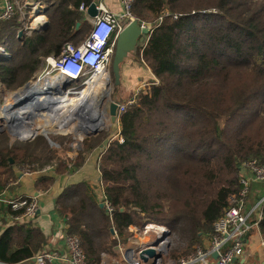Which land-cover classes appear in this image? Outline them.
Returning a JSON list of instances; mask_svg holds the SVG:
<instances>
[{"label":"trees","instance_id":"16d2710c","mask_svg":"<svg viewBox=\"0 0 264 264\" xmlns=\"http://www.w3.org/2000/svg\"><path fill=\"white\" fill-rule=\"evenodd\" d=\"M46 1V28H28L27 13L0 21V45L9 52H0V97L24 88L67 42L79 44L89 34L80 6L95 0ZM131 13L151 27L135 53L155 78L126 99L132 103L119 119L123 141L111 138L101 153L105 198L82 182L56 199L66 234L79 238L88 264H104V254L119 256L117 246L133 236L130 228L142 230L149 222L177 234L186 256L196 253L239 192L240 163L264 161V0H136ZM107 138L86 135L83 150L71 158L59 156L45 135L23 144L0 136V193L18 178L17 165L55 161L57 173H72ZM54 179L40 175L36 189L48 190ZM263 195L264 183L253 184L250 203ZM104 200L112 212L101 206ZM4 212L18 216L23 210L0 203ZM2 222L0 261L30 259L47 243L30 222ZM257 227L264 234V207Z\"/></svg>","mask_w":264,"mask_h":264},{"label":"built area","instance_id":"2783aa9c","mask_svg":"<svg viewBox=\"0 0 264 264\" xmlns=\"http://www.w3.org/2000/svg\"><path fill=\"white\" fill-rule=\"evenodd\" d=\"M123 6V13L115 15L106 9L103 4H98L99 14L90 18L91 28L79 44L67 42L59 55H52L47 60L51 62V69L48 77L58 85L65 86L68 94H78L82 89L87 88L97 77L108 74L110 77V61L115 51L118 34L125 27L124 21L133 20L132 6L136 0H119ZM89 6V5H88ZM88 6L82 4L80 10L87 13ZM44 7V9H43ZM28 8V10H26ZM45 5L40 0H0V21L8 20L18 13L33 16L28 28H33L47 21L44 14ZM41 18V21L38 20ZM143 26H148L142 22ZM0 52L9 56L5 46L0 45ZM82 80V88H71V81ZM132 101H120L118 113L121 115ZM120 141L123 138L120 136ZM73 153L77 154L81 149V143L73 144ZM50 168V167H49ZM239 185L237 194L230 198V204L226 207L215 222V233L210 237L203 247H198L196 253L183 257L177 264H240L246 258V243L248 233L252 228L258 226V222L263 218L264 195L255 202L250 203V193L253 184L264 183V161L257 158H249L240 163ZM5 194V195H4ZM0 203L11 206L13 210H23L21 215L14 216L16 222L32 221L40 208L36 197H7L6 191L0 194ZM107 210L112 212L111 204L104 200ZM253 217L255 221H253ZM145 234L152 233L155 240L162 238L156 246V250L163 253L169 244L168 227L150 223L145 225ZM169 233V235H166ZM64 245L55 250L43 249L30 259L18 263H8L0 261V264H88L86 254L82 248L79 238L75 235L66 234ZM152 241V243H153ZM261 244L264 246V237ZM147 246V245H146ZM144 248V247H143ZM142 247H135L126 252L120 253L123 260L128 264H159L161 259L149 258L147 262L139 257ZM217 253L215 256L214 254ZM130 257V258H129ZM106 255L104 254V259ZM114 264H124L117 260Z\"/></svg>","mask_w":264,"mask_h":264},{"label":"crops","instance_id":"0c3cea01","mask_svg":"<svg viewBox=\"0 0 264 264\" xmlns=\"http://www.w3.org/2000/svg\"><path fill=\"white\" fill-rule=\"evenodd\" d=\"M40 1L45 5V9L48 8V2L46 0ZM95 2H97V5L103 4L106 9H108V11L112 14L121 15L123 13V6L119 0H95ZM84 17L88 21H90L89 19L92 18L88 13H84ZM148 26L150 27L149 24ZM150 32L148 34L141 33L134 49L127 55L130 64L128 65V68L124 70V73L127 74L128 77L126 80L123 81L124 97L119 98L120 101L133 97L135 93L141 88V86L143 87L148 80L155 78L153 72L146 64L143 63V66L137 65L139 63L142 64V62L140 61V58H138V56H135V58L137 59V61H135L133 54L138 46H144L147 43L150 36ZM135 79H137L138 85L135 84ZM108 138L105 139L102 143L105 144V147L110 141V138ZM103 149L104 147H101L100 145L95 150H93V152L87 156L84 164L72 173H57L54 167L52 168L53 171L49 173L45 172L46 169H41L32 174L30 173L28 176L23 175L21 178L18 177L16 181V184L20 185L18 186V190L7 191L6 189H4L0 193L2 194L4 191H6V196L11 198L36 197L40 204V208L36 217L32 221H30V223L36 227H39L45 234L47 238V243L43 247V249L46 248L50 250H55L57 248H61L64 245L63 237L66 235L67 223L64 218L59 216L58 213L55 211V206L57 197L64 191L66 187L86 182L93 188L98 198H102H100L99 200H103L104 190L101 182V173L99 169V161ZM77 155L78 153H68V156L71 158H76ZM42 174L55 178L54 183L50 186L48 190L45 191L36 189V182ZM99 194L102 196H100ZM4 206L8 207L5 204ZM14 216L16 215H7L6 212L1 213L0 221H5V225H13L16 223V219ZM19 221L20 223H23L21 220ZM134 228L135 227H131L130 230L136 231V229ZM136 237L137 236L135 235L134 238ZM263 237L264 234L261 233L259 227H256V229H254L251 234L248 235L247 243L245 246L246 258L242 262H239L240 264H264V246L261 244ZM141 244L142 242H140V245ZM254 244H256V250H251L250 248H252ZM130 249L131 248H129L128 250ZM29 264L36 263L29 262Z\"/></svg>","mask_w":264,"mask_h":264},{"label":"rangeland","instance_id":"374dc122","mask_svg":"<svg viewBox=\"0 0 264 264\" xmlns=\"http://www.w3.org/2000/svg\"><path fill=\"white\" fill-rule=\"evenodd\" d=\"M206 11L207 12H210V11L215 12V10H213V9H210V10L207 9ZM27 17L29 19H31V21H32L33 16H31V17L27 16ZM31 21H30V23H31ZM130 22H131V20L124 21L125 26H127ZM133 54H134L135 61H137V59L135 58V56H137L136 53L134 52ZM115 56H116V48H115V51L112 55L110 65H109L110 81L105 86V88L101 87L98 90L99 102H98V100H95L93 103V104L99 103L100 104V110L104 112L106 120H105V124L102 125L100 128H101V132L107 133L110 139L114 138V137L115 138L119 137L120 123L118 124V123H112L111 122V120L109 118V114L107 112L108 109L106 110V107H107L110 100H113V99L119 100V98L124 97L123 96L124 95L123 81L126 80L128 77V75L124 73V70L127 69L128 65L130 64L128 57L125 56L123 58V60H121L119 63V70H117V69L115 70L114 65H113ZM133 65H135V64H133ZM137 65L143 66V64H140V63ZM51 66H52L51 62H48V64H46L44 66V68L42 69V71L37 75V77L34 80H31L29 83H27L24 86V88L29 86L30 83L31 84L37 83L39 80H40L39 83H43L45 78H47L49 75V71L51 69ZM118 79L120 80V83L117 82ZM135 81H134L135 84L138 85L137 79H135ZM81 84H82V80H76V81L73 80L70 82L69 86L71 88L77 87L78 89H81L83 87ZM24 88H22L16 92H3L1 97H0V109L3 107L4 104H6L7 101L12 99L18 93H21L22 90H24ZM107 89H109V90H107ZM59 91L61 93L68 94L66 89H65V86L60 88ZM131 92H132V90H131ZM61 93L57 92V95H60ZM70 95H77V94L70 93ZM125 101H126V99L124 100V102ZM31 121H32L31 124L33 125V124L37 123L38 118H33ZM0 122H1V125L3 126V130L2 129H1L2 131L0 130V136H8V138H10L11 143L17 142L19 144H23L25 142H28V141L35 139L39 135H45L46 137H48V139L50 141V145L57 150V154L59 156H68V153L71 154L74 150L73 144H76L78 142L81 143V149L79 150V152H81L83 150L82 147H84L83 142H84V137L86 136V134H84L81 127H79V128L77 127L78 125L76 126L75 130L71 129L70 125L61 126L58 123L45 124L39 128H37L39 125H37V126L33 125V127H29V128L19 126L17 128L12 127V132H10L6 129L5 121H3L1 119ZM24 134H26V135H24ZM27 135H30L32 138L30 136H27ZM28 137H30V138H28ZM66 140H67V143H66ZM68 140H70V142H68ZM11 159L13 160V162L15 161V159L13 157H11ZM53 163H55V161L50 162L48 165H46L44 167L37 162H35L33 164L17 165L15 167V172L19 178H21L23 175L28 176L30 173L32 174V173L37 172L38 170H41V169H44V170L46 169L45 172L49 173V172L53 171L52 168L56 164V163L55 164H53ZM4 176L5 175L1 176L2 179L4 178ZM16 181H17V178H15V180L13 178H10L5 184V186H6L5 189L7 191L18 190V186H20V185L16 184ZM100 196H102V195H100ZM103 197L105 198V194L103 195ZM150 223L156 224L154 222H149L148 224H150ZM1 224L3 225L4 222L0 221V225ZM148 224H146V225H148ZM159 225H161V224H159ZM134 229H136V231H133V236L131 237L130 241L126 245L119 246L120 252L121 253L124 252L125 255H126V252L129 251L128 250L129 248L132 249L133 247H142V248L146 247V245L152 244V241L155 239V236L152 233L145 234L143 232L144 228L142 230H140L139 227H135ZM135 235L137 236L136 238H134ZM206 241H205V243H206ZM140 242H142L141 245H140ZM185 249H186V243L183 240H181L177 234L171 233L169 235V244L167 245L166 250L163 253H161V257L157 258V259H161L159 261V264H177L180 259H182L183 257L186 256V254H183ZM250 249L256 250V244H254V246ZM175 250L179 251L177 259H174V256H173V252ZM106 257L107 258L104 259V264H113V260L114 261L119 260L124 264H128L127 261L125 262L122 259L123 256H121V255L112 256V255L106 254ZM155 261H156V259H155Z\"/></svg>","mask_w":264,"mask_h":264},{"label":"bare ground","instance_id":"6f19581e","mask_svg":"<svg viewBox=\"0 0 264 264\" xmlns=\"http://www.w3.org/2000/svg\"><path fill=\"white\" fill-rule=\"evenodd\" d=\"M38 20L41 21V18ZM39 81L35 84L30 83L0 109V120L5 121L8 131L12 132V127L29 128L33 125H39L37 127L39 128L51 123H58L61 126L70 125L73 130L77 125L78 128L84 126V124L89 123L84 120L86 115H97L95 110L99 103H93L95 100L99 102L98 90L101 87L105 88L110 78L108 74L97 77L94 82L82 89L77 95L61 93L59 91L61 86L49 77L45 78L43 83H39ZM57 92L61 94L57 95ZM33 118H38V121L32 125L31 120ZM105 120L103 113L97 117L100 127L105 124ZM1 129L3 130V126L0 122Z\"/></svg>","mask_w":264,"mask_h":264},{"label":"water","instance_id":"95a60500","mask_svg":"<svg viewBox=\"0 0 264 264\" xmlns=\"http://www.w3.org/2000/svg\"><path fill=\"white\" fill-rule=\"evenodd\" d=\"M87 13L93 18L96 17L99 14V10L97 7V2L93 1L92 3H90V5L88 6L87 9ZM49 24L48 21L41 23L37 26H34L33 28H31V30H41L43 28H46L47 25ZM80 26V23H77V28ZM150 27L149 26H143L142 25V21L138 20L137 18H134L133 20H131V22L125 26L123 28V30L118 34L117 36V40H116V56L114 59V69L119 70V63L121 60H123V58L125 56H127L130 52H132V50L134 49L139 35L141 33L143 34H148L150 32ZM22 31H20L19 35H22ZM119 78V77H118ZM117 82L120 83V80L118 79ZM51 91V90H50ZM58 91V90H57ZM119 103L120 100H110L106 110L109 114V118L111 120L112 123H120L119 119H120V115L118 113V109H119ZM95 112L97 113V115L95 114ZM94 114L95 116H92V114H88L84 117V120L86 123L84 124V126L81 127V129L83 130L84 134L90 136V135H95L98 134L99 132H101V128L99 126V123L97 121V117L101 116L102 113L104 115V112L100 110V104L96 107ZM101 147H105V144H101ZM11 162H13V160H10ZM101 206H104L103 203H101ZM122 211L124 210L123 208L121 209ZM112 232L113 234H115L114 229L112 228ZM166 235H169V233H167ZM162 241V238H158L157 240H155L152 244L147 245L146 247H144L141 252L139 253V257L147 262L149 260V258H159L161 257V250L157 251L156 250V246H158V244ZM119 248V246H117V249ZM215 256L217 255V253L214 254Z\"/></svg>","mask_w":264,"mask_h":264}]
</instances>
